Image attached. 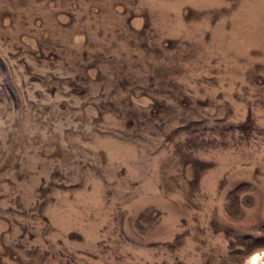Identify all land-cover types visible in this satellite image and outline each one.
<instances>
[{
    "label": "rangeland",
    "instance_id": "rangeland-1",
    "mask_svg": "<svg viewBox=\"0 0 264 264\" xmlns=\"http://www.w3.org/2000/svg\"><path fill=\"white\" fill-rule=\"evenodd\" d=\"M264 253V0H0V264Z\"/></svg>",
    "mask_w": 264,
    "mask_h": 264
},
{
    "label": "bare ground",
    "instance_id": "bare-ground-1",
    "mask_svg": "<svg viewBox=\"0 0 264 264\" xmlns=\"http://www.w3.org/2000/svg\"><path fill=\"white\" fill-rule=\"evenodd\" d=\"M248 264H264V253L262 254H252L248 259Z\"/></svg>",
    "mask_w": 264,
    "mask_h": 264
}]
</instances>
